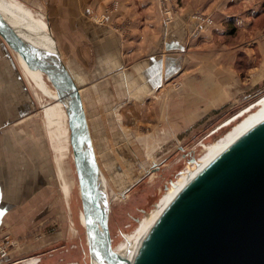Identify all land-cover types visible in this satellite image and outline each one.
Instances as JSON below:
<instances>
[{
  "label": "crops",
  "instance_id": "0c3cea01",
  "mask_svg": "<svg viewBox=\"0 0 264 264\" xmlns=\"http://www.w3.org/2000/svg\"><path fill=\"white\" fill-rule=\"evenodd\" d=\"M11 1L46 20L87 115L145 108L164 85L185 73L187 65L194 72L186 77L184 95L178 96L181 121L193 118L185 128L197 123L199 116L264 91V28L254 27L248 18L259 15L263 4L259 0H181L171 23H164L156 0ZM115 3L118 13L103 22ZM200 13L213 25L200 23L196 19ZM228 29L229 34L241 32L237 42L225 45L215 59H203L201 70L188 62V51L201 39ZM168 59L173 60V71L166 78ZM25 77L15 54L0 38V230L5 222L43 221L51 203L49 182L57 175L46 133L40 135L34 118L36 95ZM101 135L103 145H111ZM114 150L121 153V147ZM31 244L17 253L36 251L38 244Z\"/></svg>",
  "mask_w": 264,
  "mask_h": 264
},
{
  "label": "rangeland",
  "instance_id": "374dc122",
  "mask_svg": "<svg viewBox=\"0 0 264 264\" xmlns=\"http://www.w3.org/2000/svg\"><path fill=\"white\" fill-rule=\"evenodd\" d=\"M9 1L25 13L32 14L36 19L32 22L43 31L51 32L43 17L36 16L30 9ZM259 1L263 3L259 15L248 18L251 17L254 27L264 28V0ZM156 2L157 4L160 2L161 5V0ZM172 2L177 15L182 5L181 0ZM118 11L119 3L117 11L107 16L115 15ZM200 15L203 14L196 16ZM161 16L164 23H167L163 9ZM229 32L228 29L225 34L217 31L209 33L208 39L207 37L201 39L188 51V62L192 60L193 65H199L197 69L201 70L203 59L209 57L215 59L217 54L223 52L225 45L239 40L241 34L239 30L231 34ZM59 53L61 56L60 51ZM187 67L188 65L185 66L186 71L183 75L164 85L157 99L153 98L151 105L148 104L145 108L128 107L117 115L86 114L91 139L96 146L97 159L107 177L109 228L115 251L125 242L126 237L139 227V223L155 210L172 183L188 169L192 160L198 161L207 148L215 145L230 130L228 127L220 131V128L264 96L263 91L206 117L199 116L201 119L197 123L185 128L187 122L193 118L188 117L181 121L179 105L182 100L179 102L178 99L184 95L186 77L194 72ZM43 82L49 97L43 99L35 96L32 102L36 108L34 118L40 135L46 133L57 166V175L55 174L49 182L52 187L50 208L43 221L15 222L16 225L14 222H5L0 230V241L9 236V244L15 247L9 253L11 257L8 256L6 260L0 259V264H13L14 260L20 262L33 257H38L42 261L40 264H92L74 166L71 135L66 126L67 119L60 98L56 92L50 91L53 87L50 80L45 76ZM34 94L36 95L35 92ZM58 132L63 135L66 132V135L60 137ZM101 134L105 135L106 140H110L112 146L109 143L107 147L103 145L105 141ZM117 147H121L120 154L114 150ZM9 224H13V227ZM32 242L38 244L36 251L26 255L18 254L21 248Z\"/></svg>",
  "mask_w": 264,
  "mask_h": 264
},
{
  "label": "water",
  "instance_id": "95a60500",
  "mask_svg": "<svg viewBox=\"0 0 264 264\" xmlns=\"http://www.w3.org/2000/svg\"><path fill=\"white\" fill-rule=\"evenodd\" d=\"M18 21L0 11V38L29 70L44 74L70 101L73 159L92 260L99 264H264V120L184 185L123 256L113 248L109 201L97 186L99 166L81 92L57 45L54 62L49 64L23 40L28 32L15 27ZM172 63L166 60V78L172 74Z\"/></svg>",
  "mask_w": 264,
  "mask_h": 264
},
{
  "label": "bare ground",
  "instance_id": "6f19581e",
  "mask_svg": "<svg viewBox=\"0 0 264 264\" xmlns=\"http://www.w3.org/2000/svg\"><path fill=\"white\" fill-rule=\"evenodd\" d=\"M15 10L20 12L18 16L15 13ZM0 11L5 14H9V16H12L13 18H17L19 21L18 23L15 24V27L17 29L26 28L28 32L27 34L22 35L23 40L26 43L30 44L31 46L35 47L38 55L44 58L49 64H52L54 62L52 52H55V49H54V44L56 46L55 39H52L49 33L43 31L41 28L35 25V23L28 20V18H35L32 14L30 13L27 14L25 12H22L21 9L13 5L8 0H0ZM39 29L40 31L42 30L41 33ZM61 60L63 62L62 58ZM17 62L21 70L25 74L26 76L25 78H27L30 84L32 85V89L36 93V96L39 98L41 97L43 99L48 98L49 94L43 82L45 75L42 74L40 71L29 70L26 63L18 56H17ZM50 91H53V93L56 92L57 97H59L61 100V104H62L64 113H65L66 119L68 121L67 122V128H68L70 101L67 97L64 96V94L57 91L54 87H51ZM263 120H264V96L261 97L258 101H256L254 104H252L247 109L241 111L238 115H236L231 120H229L227 124H225V126L220 128V131L228 127L230 128V130L215 145L207 148L205 154L198 161H195L194 163H192L186 171L182 172V175L179 177V179L175 183H172L171 188L169 190L167 189L168 191L164 194L163 198L156 205L155 210L151 212L143 221L139 223V227L132 234H130L129 237H126L125 242L120 246V248L116 252L124 256L125 252L127 251L128 247L131 245V243L145 230V228L153 221V219L161 212V210L170 201L176 198V196L178 195V191H180L184 187V185H188L189 182L193 178L196 177V174L202 172L209 164H211L228 147L234 144L237 140H239L242 136H244L250 130L258 126L259 123ZM68 130L70 131V135H71L70 127L68 128ZM58 133L59 135H62L61 132H58ZM92 143H93V139H92ZM71 147H72V142H71ZM95 147L96 146L93 145L96 160H97L99 169L101 170V172L99 170L100 177H99V181L97 182V186L99 185L100 190H102L106 194L107 187H108L107 182H106L107 177L103 169L101 168V165L99 164ZM72 150H73V147H72ZM99 187H97L98 191H99ZM108 197H109V192H108L107 198ZM98 199L100 202L102 201L100 197ZM9 256L11 255L9 254ZM40 263H41V260L38 257L36 258L33 257V258L23 260L20 262L17 261L16 264H40ZM92 264H99V263L94 258L92 260Z\"/></svg>",
  "mask_w": 264,
  "mask_h": 264
},
{
  "label": "built area",
  "instance_id": "2783aa9c",
  "mask_svg": "<svg viewBox=\"0 0 264 264\" xmlns=\"http://www.w3.org/2000/svg\"><path fill=\"white\" fill-rule=\"evenodd\" d=\"M173 0H161V7L164 11V14L167 18L166 22L167 23H171L172 20L174 19L173 16L175 17V10H176V7L173 5ZM117 8H118V3H115L112 5V8L107 10L106 13L107 15L117 11ZM108 19V16L105 15V18L104 20H107ZM196 19L199 21V22H203V23H206L208 25H212L213 24V21L208 19L207 17H204L202 15L200 16H196ZM10 242V237L9 236H6L4 238L3 241H0V259L1 260H6L9 256V253L11 251V249H13L15 246L13 244H9ZM11 245V246H10ZM10 246V248H8Z\"/></svg>",
  "mask_w": 264,
  "mask_h": 264
},
{
  "label": "flooded vegetation",
  "instance_id": "af4514ba",
  "mask_svg": "<svg viewBox=\"0 0 264 264\" xmlns=\"http://www.w3.org/2000/svg\"><path fill=\"white\" fill-rule=\"evenodd\" d=\"M17 261H19V260H14V261H13V262H14L13 264L17 263ZM41 262H42V261H41Z\"/></svg>",
  "mask_w": 264,
  "mask_h": 264
},
{
  "label": "clouds",
  "instance_id": "9594fccd",
  "mask_svg": "<svg viewBox=\"0 0 264 264\" xmlns=\"http://www.w3.org/2000/svg\"><path fill=\"white\" fill-rule=\"evenodd\" d=\"M238 23H240V22L238 21Z\"/></svg>",
  "mask_w": 264,
  "mask_h": 264
}]
</instances>
